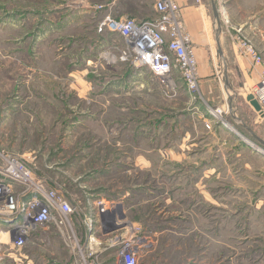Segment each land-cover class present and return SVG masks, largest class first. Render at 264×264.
<instances>
[{
    "label": "rangeland",
    "instance_id": "374dc122",
    "mask_svg": "<svg viewBox=\"0 0 264 264\" xmlns=\"http://www.w3.org/2000/svg\"><path fill=\"white\" fill-rule=\"evenodd\" d=\"M61 1L72 6L0 0V154L20 159L75 207L71 243L51 225L34 235L62 246L65 264H119L113 242L121 236L138 249L137 264H264L261 163L245 150L230 160L224 144L240 138L216 112L224 101L203 92L198 61L195 92L179 73L159 91L148 69H109L118 55L95 49L88 17L64 22ZM214 3L226 38L220 68L234 79L240 115L243 106L254 110L247 96L263 76L264 0ZM237 66L245 89L232 75ZM184 89L190 104L177 98Z\"/></svg>",
    "mask_w": 264,
    "mask_h": 264
},
{
    "label": "built area",
    "instance_id": "2783aa9c",
    "mask_svg": "<svg viewBox=\"0 0 264 264\" xmlns=\"http://www.w3.org/2000/svg\"><path fill=\"white\" fill-rule=\"evenodd\" d=\"M152 1L155 18L138 21L106 17L99 23L98 32L105 30L122 38L123 46L113 48L118 61L148 69L163 86H173V74L179 73L187 90L195 92L198 85L197 59L177 2ZM247 51L254 56L253 50L247 48ZM250 95L257 99L264 117V71ZM216 112L222 113L219 109ZM0 162V237L7 240L0 238V261L4 257L3 246L7 251L20 253L34 232L47 225L55 229L65 245L71 243L75 239L72 224L75 207L65 194L49 189L44 180L15 156L0 154ZM108 206L101 202L98 205L100 213L107 214ZM113 245L118 246L119 264H137L138 249L125 236L115 237ZM73 248L78 249L79 255L84 253L78 242Z\"/></svg>",
    "mask_w": 264,
    "mask_h": 264
},
{
    "label": "crops",
    "instance_id": "0c3cea01",
    "mask_svg": "<svg viewBox=\"0 0 264 264\" xmlns=\"http://www.w3.org/2000/svg\"><path fill=\"white\" fill-rule=\"evenodd\" d=\"M176 2L180 9L182 23L194 47V52L198 61L199 75L203 82V92L213 101H216L215 98H217V100L220 98L222 102L224 101L223 107H225V109L222 107V110L225 117H222V119L224 118L229 126H231V128H227L226 130L230 132L232 136L240 138L241 140L235 141L232 144L229 142L224 144L230 146L229 150H232L229 158L232 162L236 161V159L240 157V150H245L244 152L253 154L254 158L261 163L260 168L255 170L261 182L255 193H264V155L255 150L261 147L264 149V133H262V131H264V126L261 125L262 119H259L262 118V116L250 107L248 109L246 106H243V111L245 112L243 114V111L240 112V115L238 110L234 109L237 108L235 105L237 95L232 87L234 79L233 77H228L227 69L224 67L225 65L223 69L220 68L221 61L223 62L221 53H223L222 49L224 47V40L226 39L225 32L221 29L223 26L222 22L221 25L219 18H216L214 15L212 0H176ZM71 5V7L68 4L63 5L62 1L59 4V8L61 9L66 7V9L61 12L64 22L71 24L74 21L79 22L82 18L88 17L90 19L89 25L93 27V33L96 39L94 43L95 49L100 53L102 51L113 53V48H121L123 46V40L119 35L105 30L98 32L97 27L99 23L106 17H110L114 20L133 18L138 21L149 20L156 17L152 0H72ZM218 58L219 63L217 62ZM116 67H121L126 71L130 70L131 73L127 76L130 74L133 76L134 69H142L135 68L130 64L115 59L109 65V69H116ZM232 75H235V79H240L238 85L241 89H245L244 87H246L247 84L242 81L244 78V67L237 66L235 74L232 72ZM157 84L159 85L158 89L162 87L160 83ZM185 92V89L184 91H179L177 98L184 99L183 101H185L186 104H190L191 102L188 94ZM250 123L253 125V128L250 127ZM242 137L246 140L243 141ZM234 150L238 151L237 154ZM25 247H27L26 250ZM25 247L20 253L10 252V254H6V252L9 251L5 250V246H3L2 248L4 251L2 252L4 253V257L1 261L9 260L14 264L66 263L64 257L61 256L64 250L55 240H49L47 237L33 234ZM44 251L45 254L52 253L55 257L52 260H45L42 256L44 255Z\"/></svg>",
    "mask_w": 264,
    "mask_h": 264
},
{
    "label": "water",
    "instance_id": "95a60500",
    "mask_svg": "<svg viewBox=\"0 0 264 264\" xmlns=\"http://www.w3.org/2000/svg\"><path fill=\"white\" fill-rule=\"evenodd\" d=\"M212 6H213L214 15H215L216 18H218V15H217V12H216L217 9H216L214 0H212ZM247 101L250 103L251 107L254 109L255 112H259L260 111V106L258 105L257 101L252 96H248L247 97Z\"/></svg>",
    "mask_w": 264,
    "mask_h": 264
},
{
    "label": "bare ground",
    "instance_id": "6f19581e",
    "mask_svg": "<svg viewBox=\"0 0 264 264\" xmlns=\"http://www.w3.org/2000/svg\"><path fill=\"white\" fill-rule=\"evenodd\" d=\"M222 65V64H221ZM251 96V95H250ZM252 97L257 101V99L252 95ZM248 102V101H247ZM249 103V102H248ZM258 103V102H257ZM250 104V103H249ZM259 105V104H258ZM220 111L223 113V110L222 109H220ZM258 114H260V116H262L261 115V113H262V111H261V108H260V111L259 112H257ZM222 119V118H221ZM67 197V196H66ZM135 245V244H134Z\"/></svg>",
    "mask_w": 264,
    "mask_h": 264
}]
</instances>
